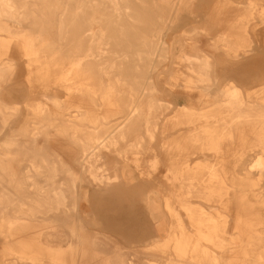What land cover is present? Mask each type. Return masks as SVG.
<instances>
[{"label": "bare ground", "instance_id": "6f19581e", "mask_svg": "<svg viewBox=\"0 0 264 264\" xmlns=\"http://www.w3.org/2000/svg\"><path fill=\"white\" fill-rule=\"evenodd\" d=\"M0 264H264V0H0Z\"/></svg>", "mask_w": 264, "mask_h": 264}, {"label": "rangeland", "instance_id": "374dc122", "mask_svg": "<svg viewBox=\"0 0 264 264\" xmlns=\"http://www.w3.org/2000/svg\"><path fill=\"white\" fill-rule=\"evenodd\" d=\"M187 17L188 16H186V13L182 12L181 16H180L181 22L187 21V19H188ZM185 27L188 28L187 25H183L182 27L178 28V30H175V31H177V33L180 34L182 32L181 30H184ZM16 55H18V54H16ZM14 58L18 63L19 71H18V74L16 75V78H14V80L11 81L10 88L12 91L13 99H15V101H17L20 104L21 116L23 117L25 115V112H26L25 108H24V102H26V100L29 98L28 86L26 85V81L24 79V77H25L24 65H23L24 61H23V59H19L18 56H14ZM178 103L186 104V101L180 100ZM188 162L193 164L194 163V156H191L189 158ZM140 257H142V255H140ZM148 258L151 259L152 257L149 256Z\"/></svg>", "mask_w": 264, "mask_h": 264}]
</instances>
